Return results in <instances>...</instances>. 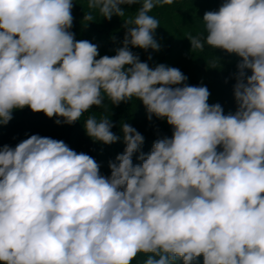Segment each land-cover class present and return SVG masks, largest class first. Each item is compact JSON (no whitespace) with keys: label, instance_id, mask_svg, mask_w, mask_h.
I'll list each match as a JSON object with an SVG mask.
<instances>
[{"label":"clouds","instance_id":"9594fccd","mask_svg":"<svg viewBox=\"0 0 264 264\" xmlns=\"http://www.w3.org/2000/svg\"><path fill=\"white\" fill-rule=\"evenodd\" d=\"M174 2L87 0L88 22L140 5L123 19V46L100 56L71 31L73 0H0V125L24 108L72 125L106 96L115 106L135 98L171 127L144 153L143 135L120 124L125 148L107 176L63 140L0 146L2 264H133L140 254L138 264H264V0H222L187 37L191 51L240 58L227 114L206 86L130 50L159 51L150 13ZM83 127L93 142L121 140L107 117Z\"/></svg>","mask_w":264,"mask_h":264},{"label":"trees","instance_id":"16d2710c","mask_svg":"<svg viewBox=\"0 0 264 264\" xmlns=\"http://www.w3.org/2000/svg\"><path fill=\"white\" fill-rule=\"evenodd\" d=\"M221 2L222 0H175L172 5L154 8L150 15L160 21V26L153 33L154 39L160 45L159 51L152 49L145 51L131 48V46L130 50L137 54L142 62L149 63L150 67L157 64L176 67L187 76V84L206 86L210 92L208 103H219L227 114L234 112L236 108L233 86L237 72L236 65L240 58L222 50H214L207 45L202 51H191V44L187 39L189 35L195 36L203 31L204 12L218 9ZM122 7L126 13L124 18L113 16L111 20H107L95 11L92 12L94 21L88 22L83 20L84 14L91 11L87 7V0H73L74 19L71 31L75 34V39L88 40L98 45L100 56L115 55L116 49L123 46L122 41L125 35V29L122 27L123 19L134 16L140 5ZM149 56L152 57L151 60L148 59ZM213 60H217V68H210ZM12 115L13 119L7 125H0V146L14 147L34 134L63 140L77 153L83 152L93 157L101 166V174L105 176L110 175L109 161L115 160V157L123 153L125 148L120 124L126 122L143 135L144 144L141 150L144 153L150 152L153 142L158 138L171 136V127L166 121L157 119L155 116L149 120L145 107L135 98L115 106L105 96L104 105L100 108L93 106L80 121L72 125L63 123L57 125L55 117L50 119L42 112L33 113L29 108L14 110ZM89 116H94L97 120L104 117L110 119L114 125L111 130L121 136V140L111 145L93 142L86 135L83 127ZM133 161L139 162L135 156ZM144 259L146 255L140 254L133 264H138ZM199 259L202 264V257Z\"/></svg>","mask_w":264,"mask_h":264}]
</instances>
